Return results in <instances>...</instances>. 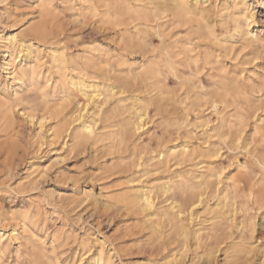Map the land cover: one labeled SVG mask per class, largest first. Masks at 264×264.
<instances>
[{
    "label": "bare ground",
    "instance_id": "obj_1",
    "mask_svg": "<svg viewBox=\"0 0 264 264\" xmlns=\"http://www.w3.org/2000/svg\"><path fill=\"white\" fill-rule=\"evenodd\" d=\"M78 5V9L75 5H71V10L83 18L93 17L104 30L114 32V48L93 45L85 47L79 56H71L72 54H67L65 47L54 45V42L52 44L49 41L52 45L46 53V59L42 61L39 57L41 51L33 50L35 46L33 41L45 39L46 28L43 21L30 27L31 37L6 38L0 44V52L3 53L4 59L2 68L7 78H10L12 82L10 87H14L15 92L11 96L0 98V128L4 130L8 124H12L14 111L21 106L19 115L30 124L34 123V120L37 123L39 132L35 133V137H39L42 141L69 138V147L75 150L74 146L81 147L87 142L88 144L91 142L93 146L99 141L105 142L102 140L104 134L96 133L94 125L97 123V118L98 120L103 118L104 121L106 118V121L110 122L108 126L112 128L106 133L107 139L118 145L123 144L125 140L128 141L127 135L130 132L140 137L146 125L143 117L146 116L147 108L156 107V102L160 98L167 97L174 98L182 109L181 117L175 121L181 129L192 125L188 121V111L192 108V111L196 112L195 128H201L204 134L214 133V137L219 138L230 148H237L240 144L251 113L250 118L255 120L252 126L253 132L249 137L251 139L258 136L264 146V135L260 128L262 119L258 121L256 118V113L264 112V74L248 72L244 75L243 70L236 73L225 63L229 57L233 60L237 59L239 53L233 51L237 43L241 45L240 51L248 49L243 57L249 55L254 57L257 53L255 44L259 43V38L249 29L253 16L248 12L246 0H222L220 5L217 0H79ZM37 6L40 17L47 19L53 7L51 0H37ZM136 55L139 56L140 61L135 59ZM252 60L254 59L250 62ZM245 64L242 59L235 68ZM43 66H45V76L41 79L39 75ZM98 76L104 79L102 86L95 82L98 81L95 80ZM111 81L118 83L115 86L105 85ZM131 83H135L137 87L134 88L137 89L131 91L133 85L129 89L133 94L128 95L126 87L131 86ZM25 89L33 90L38 97L42 105L39 114L34 113L30 100L22 97L21 92ZM125 93L127 95L123 96ZM210 114L216 115L214 125H210L212 123ZM51 118L56 121L55 126L50 125L45 130V123ZM138 142L137 144L140 145ZM175 142L162 145V149L156 155L153 154L152 159L161 166L169 161L180 166L192 157L196 160L200 159L191 175H177L178 182L169 179L156 187L130 186L129 191L117 195L119 198L105 197V199L108 204L120 203L124 208L136 211L143 218L146 217L155 239L163 237L162 233H165L163 227L166 229L169 227L170 231L173 230L182 237L184 242L182 244L185 247V241L191 234L190 228L187 227V217L191 219L193 211L202 206L203 197L211 183L215 182L218 185L221 182L222 172L213 167L214 163L218 162L215 159L220 154L219 150L207 146V142H203L207 144L204 147L200 144L194 147L195 145L186 140L180 144ZM65 144L66 142H63V146ZM248 146L249 141H244L243 149L246 150ZM120 148L122 149L121 145L117 148L118 152ZM133 163L132 161V165H136L138 162ZM256 164L261 169L262 175L255 184L245 186L236 176H227L225 188L223 190L220 187V190L218 187L215 188V198H213L217 200L216 207L221 206L224 210L229 207L233 217L236 208L246 206L250 201L255 204L264 202V158L257 160ZM242 168L244 165L236 161V169ZM35 171H38V168ZM132 182L135 181L131 180L129 184ZM158 187L162 190H160L161 194L168 195L171 199V203L169 202L165 208L155 206L153 194L154 189ZM177 191L184 197L177 196ZM91 198L97 201L95 197ZM226 211L222 216L228 223L229 217L226 216ZM229 224L228 227L232 228L231 223ZM238 228L241 234H250L252 240L255 231L252 219L246 224L239 223ZM201 231L202 229L198 227L191 231L194 246L198 249H202L199 248ZM10 234L15 240L19 239L20 233L15 229H12ZM240 240L239 242H243V239ZM258 240L257 237V242ZM215 241L218 243L221 239ZM177 254L167 257L164 264H177L178 256L181 257L184 253L181 251L179 255ZM32 256L34 264H52L44 259L45 256L40 249ZM240 257L242 258V255ZM93 261L97 264H109L101 253L94 256ZM178 263L180 264L179 260Z\"/></svg>",
    "mask_w": 264,
    "mask_h": 264
},
{
    "label": "rangeland",
    "instance_id": "obj_2",
    "mask_svg": "<svg viewBox=\"0 0 264 264\" xmlns=\"http://www.w3.org/2000/svg\"><path fill=\"white\" fill-rule=\"evenodd\" d=\"M246 1L248 12L253 16L249 29L259 38V43L255 44L257 53L254 57L253 55L243 57L248 49L240 51L241 45L237 43L233 50L236 54L239 53L237 59L233 60L229 57L225 63L231 71L236 73L243 70L244 75L248 72L262 75L264 74V0ZM51 3L53 9H50V14L47 19L46 17L44 19L40 17L37 0H0V44L12 36L18 39L31 37L30 27L43 21L46 28L45 39L33 41L35 43L33 50L41 51L39 57L42 61L46 59V53L53 42L54 45L65 47V51L67 54H72L71 56H79L85 47L93 45L114 48L113 31L104 30L93 17L83 18L71 10V5H75L78 9L79 0H51ZM217 3L220 5L222 0H217ZM135 59L140 61L138 55ZM242 59L246 64L235 68ZM251 59L254 60L250 62ZM3 61V53L0 52V98L11 96L15 92L14 87H10L12 84L10 78H7V74L3 71ZM44 76L45 66L39 78L42 79ZM99 77L95 79L98 80L95 82L102 86L104 79ZM203 80L205 81L204 77ZM116 83L118 82L111 81L105 85L115 86ZM130 85L126 87L128 95L133 94L131 91L137 89L134 88L137 87L135 83ZM130 88H132L131 91ZM23 92H21L22 97L28 98L31 107L35 110L34 113L39 114L42 105L34 91L25 89ZM156 104V107L147 108L146 116L143 117L146 125L140 137L130 132L127 135L128 141L125 140L123 144L117 145L107 139L106 133L112 129L108 126L110 122L106 121V118L105 121L103 118H99L102 120L99 121L97 118L94 130L96 133L104 134L102 140L105 142L99 141L100 143L97 142V145L95 143V146L87 142L84 143L87 144L84 145L85 147L81 145L83 148L74 146L75 150L70 149L69 138L63 140L61 137L54 141H47L48 139L42 141L39 137H35V133L39 132L35 120L30 124L19 115L21 106L15 109L12 124L5 125L4 130L0 128V264H34L32 255L36 254L39 249L42 250L44 259L52 264H97L93 261V257L98 253H101L109 264H164L167 257L177 253L179 255L181 251L184 254L181 257L178 256L177 264H179L178 260L180 264H264V202L255 204L250 201L248 205L236 208V213L233 214L235 216L231 217V209L227 207L224 210L221 206L216 207L217 200L214 199L215 188L223 190L227 185V176H236L245 186H248L255 184L262 175L256 161L264 158V146L258 136L251 139L249 137L253 132L252 126L255 120L250 118L251 113L240 144L232 149L219 138L214 137V133L204 134L201 128H195L194 115L196 112H193L192 108L188 111V121L192 125L181 129L175 121L181 117L183 112L175 99L160 98ZM256 114L258 121L262 119L260 128L264 135V112ZM209 118L212 122L210 125H214L216 115L210 114ZM55 123L56 121L52 118L49 119L45 123V130L50 125L55 126ZM185 140L195 145L194 147L198 144L204 147L207 144L203 142H207V146L210 145L219 150L220 154L215 159L218 162H215L213 167L222 173L221 182L218 185L215 182L211 183L209 189L206 190L207 195L203 197L202 206L193 211L191 219L187 217V227L191 229H189L191 234L188 235L185 241L186 246L183 247L182 237L175 234V231H170L169 227L168 229L162 228L165 231L162 233L164 238L155 239L146 217L143 218L136 211L124 208L120 203L108 204L105 197L119 198L132 186L156 187L169 179L178 182L177 175H191L196 168L195 164L201 161L200 159L196 160L192 157L189 160L190 163L187 161L184 165L182 164L183 166L173 161L163 163L161 166L155 163V159H152L162 149V145H169L172 141L180 144ZM244 141H249L246 150L243 149ZM63 142H66L65 146ZM120 145L122 149L120 148L118 152L117 148ZM103 146L108 149L105 150ZM132 161L135 164L138 163L132 165ZM236 161L242 163L244 168L236 169ZM116 165L117 167H114ZM37 168L38 171H35ZM131 180L135 182L129 184ZM156 189L153 194L155 206L165 208L171 199L168 195L163 193L162 195L159 187ZM176 195L184 197L179 191ZM91 197H95L97 201H93ZM225 211L226 216L229 217L228 223L222 216ZM197 218L198 221H196ZM249 219H252L255 224L252 240L250 234H241L238 228L239 223L246 224ZM229 223L232 228H229ZM199 224L202 226L200 227ZM197 227L202 229L199 246L202 249L194 246L191 231ZM12 229L20 233L18 240L11 236ZM211 236L218 241L221 239L222 242L217 241L216 243ZM240 239H243L245 243L239 242ZM235 256L238 257L235 258Z\"/></svg>",
    "mask_w": 264,
    "mask_h": 264
},
{
    "label": "snow or ice",
    "instance_id": "obj_3",
    "mask_svg": "<svg viewBox=\"0 0 264 264\" xmlns=\"http://www.w3.org/2000/svg\"><path fill=\"white\" fill-rule=\"evenodd\" d=\"M89 131H91V129H89Z\"/></svg>",
    "mask_w": 264,
    "mask_h": 264
}]
</instances>
